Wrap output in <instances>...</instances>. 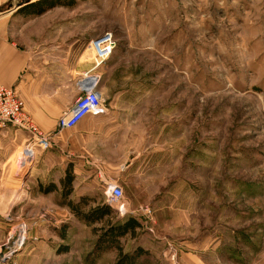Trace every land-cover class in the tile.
I'll use <instances>...</instances> for the list:
<instances>
[{
  "label": "rangeland",
  "instance_id": "1",
  "mask_svg": "<svg viewBox=\"0 0 264 264\" xmlns=\"http://www.w3.org/2000/svg\"><path fill=\"white\" fill-rule=\"evenodd\" d=\"M55 26L68 35L40 49L52 73L61 58L94 64L90 40L105 31L115 38L96 70L105 130L92 153L118 175L89 172L86 202L109 203L113 221H140L121 237L123 250L142 246V264H264V0H74L51 7L47 27ZM68 85L70 105L76 83ZM13 138L0 134L2 143ZM0 149V186L8 175L21 184L22 147L8 160ZM113 182L123 188L121 210L107 192ZM70 193L18 199L64 207V221L41 231L57 240L44 264H113L115 247L87 256L102 223L70 219Z\"/></svg>",
  "mask_w": 264,
  "mask_h": 264
},
{
  "label": "crops",
  "instance_id": "2",
  "mask_svg": "<svg viewBox=\"0 0 264 264\" xmlns=\"http://www.w3.org/2000/svg\"><path fill=\"white\" fill-rule=\"evenodd\" d=\"M5 1L7 0H0V7ZM20 2L13 9L0 10V84L15 85L18 88L24 108L46 134L48 146L43 148L32 141L29 143L28 133L24 129L9 126L2 131L3 135L13 134L14 137L5 143L0 141V148L5 145L7 147L5 158L20 146L24 152L31 145L32 152H24L25 158L19 159L22 161L21 166L25 167L21 184H16L15 180H11V175H8V185L0 186V195L8 196L6 202L0 200V247L7 245V264H44L47 254L55 253L57 240L56 236L51 239L41 231L49 223L58 226V223L64 221V207L54 200L44 204H30L19 200H25L27 195L32 194L38 199L47 194H61L62 178L68 169L75 177L70 196L78 199L81 195L92 193L88 180L92 182L94 178L89 179V172H97L98 177L114 178L118 175V166L112 162L101 164L93 157L95 140L105 130V124L99 115L90 113L72 127H57L58 117L74 103H63L68 84L76 83L78 95L80 87L87 85L85 81L97 80L96 88L101 96L97 86L100 73L96 70L107 58L97 66L82 56L70 62L61 58L55 64L53 73L50 72L45 68L48 63L42 61L40 49L46 48L48 44L52 45L53 36L57 37L56 41L58 38L64 41L68 28H48L47 17L51 8L42 13H29L20 10L27 2ZM0 167H3V160H0ZM4 169L0 168V174ZM19 174L20 172L15 173L16 176ZM2 175L3 173L0 178ZM73 217L76 218L72 211L69 212V218Z\"/></svg>",
  "mask_w": 264,
  "mask_h": 264
},
{
  "label": "built area",
  "instance_id": "3",
  "mask_svg": "<svg viewBox=\"0 0 264 264\" xmlns=\"http://www.w3.org/2000/svg\"><path fill=\"white\" fill-rule=\"evenodd\" d=\"M89 47L93 51L94 66H97L112 53L115 47V38L111 31H105L92 38ZM96 84L97 80H93L92 83L80 87L73 105L58 117L57 127L59 129L74 126L87 114H97L104 111ZM9 126L26 130L29 143L32 141L43 148L48 146L46 134L24 108V102L20 97L18 88L15 85L0 84V134ZM24 152L30 154L32 152L31 145L25 148ZM109 187L110 200L116 201L121 210L123 204L119 200L123 194L122 186L113 182ZM0 264H7L4 256H0Z\"/></svg>",
  "mask_w": 264,
  "mask_h": 264
},
{
  "label": "trees",
  "instance_id": "4",
  "mask_svg": "<svg viewBox=\"0 0 264 264\" xmlns=\"http://www.w3.org/2000/svg\"><path fill=\"white\" fill-rule=\"evenodd\" d=\"M74 0L65 2L63 0H31L21 7L29 13H42L45 10L60 4H72ZM73 179L71 170H67L65 176L62 178V197H67L71 192L70 182ZM47 188L45 189V191ZM62 201V200H61ZM59 202L62 204V202ZM87 196L81 195L76 200L70 198L65 202L76 217H80L87 223H99L101 226L95 227L94 230H100L97 234L94 246L89 252L93 258L98 256L101 252L107 251L115 247L117 249V256L113 264H142L139 257L147 253L142 246H137L132 251H124L120 243L121 237L129 234L133 236L136 229L141 226L140 221L134 217L129 216L123 220L113 221L115 216L114 208L106 202H100L92 206H87ZM87 206V207H85Z\"/></svg>",
  "mask_w": 264,
  "mask_h": 264
},
{
  "label": "water",
  "instance_id": "5",
  "mask_svg": "<svg viewBox=\"0 0 264 264\" xmlns=\"http://www.w3.org/2000/svg\"><path fill=\"white\" fill-rule=\"evenodd\" d=\"M29 1H31V0H24V1H21L20 3H22V2H29ZM19 3V4H20ZM85 83L86 84H90V83H92V80L91 81H89V80H87V81H85ZM0 256H4L5 258L7 257L6 256V253H7V251H8V248H7V245H2L1 247H0ZM12 252V251H11Z\"/></svg>",
  "mask_w": 264,
  "mask_h": 264
},
{
  "label": "bare ground",
  "instance_id": "6",
  "mask_svg": "<svg viewBox=\"0 0 264 264\" xmlns=\"http://www.w3.org/2000/svg\"><path fill=\"white\" fill-rule=\"evenodd\" d=\"M24 156H25V155H24ZM17 164H18L19 167L22 165L20 161H17ZM24 164H25V163H24ZM19 169H20V168H19ZM109 191H110V187H109V189H108L107 192H109Z\"/></svg>",
  "mask_w": 264,
  "mask_h": 264
}]
</instances>
